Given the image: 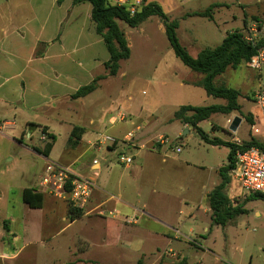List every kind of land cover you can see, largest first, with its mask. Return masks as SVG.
<instances>
[{
  "label": "rangeland",
  "instance_id": "obj_1",
  "mask_svg": "<svg viewBox=\"0 0 264 264\" xmlns=\"http://www.w3.org/2000/svg\"><path fill=\"white\" fill-rule=\"evenodd\" d=\"M148 2L158 4L169 21H178L177 39L193 58L204 49L220 46L230 32L245 29L246 34L252 23L264 27V0ZM0 6H4L3 0ZM119 25L128 41L130 58L121 63L117 76L101 82V89L85 102L93 104L97 120L106 121L107 135L114 126L123 133L133 132L135 140L144 131L136 127L153 120L149 130L154 129L155 138L161 136L167 142L151 166L149 149L122 152L135 159L130 170L119 163V151L111 152L107 161L122 182L119 191L100 193L101 200L111 202L109 208H103L107 219L96 222L93 220L99 219L94 216L68 226L69 202L50 195L52 199L46 197L42 211H28L20 201L21 188L32 186L49 162L61 161L66 124H51L57 138L52 158L31 155L24 145L0 136V264H75L78 260L83 264H264V201L251 197L230 177L226 194L243 212L225 226L216 224L209 194L221 183L220 169L228 165L230 148L207 143L194 128L174 117L185 105L207 107L226 102L196 86L203 75L177 58L162 18L152 16L135 28L122 21ZM216 84L239 91L241 111L212 115L199 128L210 141H249L252 124L247 118L263 122L254 96L264 86V64L261 70L246 64L228 68ZM110 115L117 119L122 115L125 121L116 119L110 125ZM236 117L242 122L232 132ZM4 134L14 135L8 129ZM41 134L38 128L34 140L24 144L43 147ZM103 157L98 155L104 163ZM107 173L103 166L99 181ZM116 202H130L143 212L120 205L119 212L108 215ZM109 224H119L115 225L118 230Z\"/></svg>",
  "mask_w": 264,
  "mask_h": 264
},
{
  "label": "crops",
  "instance_id": "obj_2",
  "mask_svg": "<svg viewBox=\"0 0 264 264\" xmlns=\"http://www.w3.org/2000/svg\"><path fill=\"white\" fill-rule=\"evenodd\" d=\"M3 1L4 6H0V136L24 145L27 153L31 155L52 158L57 138L48 157L42 153L45 141L41 138L43 147L36 144L26 145L24 142H32L38 128H47V133L56 137L51 124H66V148L60 156L61 161L55 163L70 167L79 176L94 179L96 184L84 209L85 214L74 221L71 219L68 226L87 218L92 219L94 216L99 219L93 220L96 222L107 219V210L103 208H109L111 202L101 200L100 193H108L110 189L119 191L122 182V177H116L117 171L111 167L112 163L107 161V158L113 151L136 149L140 152L149 149L147 161L151 166L164 146L159 144L161 136L156 139L155 130H149L155 121L150 120L144 125H138L136 129L144 131L132 142L119 143L112 148L109 144L97 143L100 134L108 131L107 123L97 120L93 104L85 101L101 89V82L111 77L101 80L99 88L88 96L78 99L72 97L82 86L90 84L98 76L107 74L104 64L109 60V53L104 40L96 33L92 20V5L89 2L74 5L72 0H65L61 5L57 4V0H25L26 6L19 0ZM17 119L21 121L20 126ZM116 119L110 115L108 123L114 125ZM75 127L84 130L76 142L71 137ZM113 127L109 129L111 135L119 140L129 133H123L120 128ZM5 129L14 135H5ZM99 154L104 156V163L98 159ZM94 161H97V164H94ZM162 162L166 163V160L163 159ZM103 166L108 175L99 181ZM122 167L125 170L132 168L123 165ZM42 176L39 175L32 186L20 190V201L28 211H42L46 199L51 198L40 187ZM113 178L115 185L111 188ZM28 188L42 194V208H30L24 203L23 190ZM182 203L186 202H178L179 205ZM120 205L143 212L130 202H116L111 206L113 212L110 211L108 215L116 210L119 212ZM192 217L196 218L197 215L193 214ZM64 220L67 222L68 218ZM77 262L83 264L82 260ZM88 262L90 260L86 261Z\"/></svg>",
  "mask_w": 264,
  "mask_h": 264
},
{
  "label": "trees",
  "instance_id": "obj_3",
  "mask_svg": "<svg viewBox=\"0 0 264 264\" xmlns=\"http://www.w3.org/2000/svg\"><path fill=\"white\" fill-rule=\"evenodd\" d=\"M63 1L65 0H57V4L61 5ZM144 1L145 5L143 8L136 15L131 16L126 8L113 6L109 0H72L74 5L84 2H89L92 5V20L95 23L96 33L104 40L109 53V60L104 64L107 74L98 76L90 84L82 86L72 97L75 99L83 98L96 91L100 86L101 80L106 77L117 76L121 69V63L130 58L131 50L125 34L120 28L119 21L135 28L152 16L162 18L169 43L177 58L193 72L203 75V78L196 86L202 87L208 96L226 102L225 104H215L207 107L185 105L180 107L174 115L176 120L194 128L207 143L215 146L226 145L230 148L228 165L220 169L221 183L209 194L213 220L216 224L225 226L234 216L243 212L239 205L234 206L233 201L226 194L227 185L231 181V171L235 166L236 155L238 152H245L252 147L261 149L263 147L254 139H250L240 145L220 140L210 141L199 128V124L210 119L215 114H230L241 111V106L238 102L239 91L227 87L225 84H216V79L223 75L228 68L237 69L243 64L247 65L251 58L257 54L258 50L264 49V37L257 44L252 45L245 40V29L244 31L236 30L228 33L220 46L214 49H204L196 58H193L177 39L176 29L179 26L178 21H169L158 4L148 2V0ZM196 15L203 16L200 14ZM205 16L210 15L206 14ZM247 121L250 124H254V119L252 120L251 117L247 118ZM213 128H216V126H213ZM42 132L47 135L42 153L48 157L54 147L56 137L47 133V128H43ZM83 132L84 130L81 127H75L72 130L71 137L74 138V142L81 137ZM254 198L264 201V195L262 194L254 195ZM23 201L30 208L40 209L43 204V196L35 189L28 188L23 190ZM68 207L72 221L85 214L84 209L76 208L72 204Z\"/></svg>",
  "mask_w": 264,
  "mask_h": 264
},
{
  "label": "built area",
  "instance_id": "obj_4",
  "mask_svg": "<svg viewBox=\"0 0 264 264\" xmlns=\"http://www.w3.org/2000/svg\"><path fill=\"white\" fill-rule=\"evenodd\" d=\"M109 2L113 6L126 8L131 16L136 15L145 5L144 0H109ZM263 37L264 27L261 28L260 24L252 23L248 26L245 36V40L248 43L255 45ZM263 64L264 49H261L257 51V54L251 58L247 65L250 69L261 70ZM254 98L261 110L263 122L260 125L254 121L251 139L259 142L263 148L252 147L245 152H238L235 166L231 171V177L237 180L250 196L264 195V86L259 87ZM118 119L125 121V117L122 115ZM46 139L47 135L42 132L41 140L45 141ZM133 140V132L127 133L122 140L103 133L100 134L97 143L109 144L110 148H112L119 143L132 142ZM165 142H167V139L163 137L159 139L160 145H164ZM235 144L240 145L241 142L237 141ZM177 152H180V149H177ZM118 160L123 166H130L134 162L133 157L126 156L122 152L118 153ZM93 163L97 164V161ZM40 187L54 198L67 201L76 208L84 209L92 196L96 184L94 179L79 176L70 167L49 162L41 178Z\"/></svg>",
  "mask_w": 264,
  "mask_h": 264
},
{
  "label": "water",
  "instance_id": "obj_5",
  "mask_svg": "<svg viewBox=\"0 0 264 264\" xmlns=\"http://www.w3.org/2000/svg\"><path fill=\"white\" fill-rule=\"evenodd\" d=\"M241 122H242V119L240 117H236L231 124L230 130L232 132H235L237 130V128L239 127Z\"/></svg>",
  "mask_w": 264,
  "mask_h": 264
}]
</instances>
